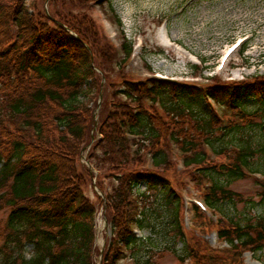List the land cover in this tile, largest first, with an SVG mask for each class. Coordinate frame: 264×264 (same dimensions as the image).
I'll return each mask as SVG.
<instances>
[{"label":"trees","instance_id":"trees-1","mask_svg":"<svg viewBox=\"0 0 264 264\" xmlns=\"http://www.w3.org/2000/svg\"><path fill=\"white\" fill-rule=\"evenodd\" d=\"M105 2L0 0V264H92L99 207L111 235L101 264H154L147 254L162 248L154 238L181 264H241L245 252L264 253V212L237 214L230 189L259 175L264 190V77L207 87L136 82L123 72L131 43L115 48L92 18ZM85 150L91 169L79 164ZM180 174L217 216L193 206L201 233L215 229L226 248L185 231ZM93 178L104 200L85 195Z\"/></svg>","mask_w":264,"mask_h":264},{"label":"rangeland","instance_id":"rangeland-1","mask_svg":"<svg viewBox=\"0 0 264 264\" xmlns=\"http://www.w3.org/2000/svg\"><path fill=\"white\" fill-rule=\"evenodd\" d=\"M91 15L108 40H113L110 36L108 25L117 35V40L119 41H121L122 33L132 41L137 36L142 39L143 46L137 60L139 67H134L132 62H128L123 68L124 73H128L136 80L143 79L142 74L147 71L144 67L145 63L149 64L153 71H160L170 76L179 77L181 81L186 79L187 76L185 74L189 77L195 76L193 74L195 73L194 70L190 67L189 54H195L199 57V60L203 61L200 60V74L205 76L213 75V69L223 50L234 39L243 34H249L253 38L248 44L247 51L251 63L262 66L260 63L264 56V0H108L101 7H94ZM117 19L123 22L121 26L115 24ZM161 26L166 27L167 34L172 42L179 44L187 52V54L181 53L182 58L178 59L181 56L176 52L174 53L172 48L162 49L160 46L157 32ZM232 60L228 65L229 71L238 68L242 70L245 63L240 58V55ZM106 84V80L102 76L99 92H97L94 100L98 106L94 110L95 126L98 121V111L104 101L102 89H107ZM117 84V88L121 87L118 81ZM107 91L108 93L111 92L109 89ZM92 104L90 105L91 107H93ZM87 151L85 150L80 159L79 164L81 166H88V161L86 160ZM172 153L175 171H180V155L175 148H172ZM260 161L261 165L264 166V157ZM177 180L179 183L174 187L183 196L186 205L193 198L200 199L201 193L192 185L189 177L180 174L177 176ZM259 180L257 176H250L231 185L230 189L239 195L240 202L234 207V211L237 214L251 216L252 219L263 214L264 201L261 198L263 199L264 197V190L261 189V185L258 183ZM179 184L182 187H179ZM143 188L141 186V189ZM84 192L92 202L96 201V196L102 194L95 186L94 178L85 187ZM6 217L7 213L1 211L0 225L5 223ZM105 217V210L103 207H99L96 218L92 264H101L102 258L100 254L104 251L111 237L107 221L105 226ZM190 217L189 213L185 214L183 220L185 231L191 235H197V238L204 240L212 250L226 248L223 242L214 239V230L206 233H201L197 230L192 231L193 229L187 222V218L190 219ZM215 218L217 216H214V220ZM137 236L147 238L151 234L147 229H144L140 230ZM153 244L154 248L162 247L160 250H154L147 254L148 257L150 255L154 256V264H181L172 254L164 251V243L154 238ZM32 248V245L25 246L24 255L26 258L32 254ZM146 252H149L146 248H142L139 251L138 256L141 261L145 259ZM241 258V264H264V253L261 252L257 255L245 252ZM117 264H132V262L125 259L120 260ZM182 264L193 263L185 261Z\"/></svg>","mask_w":264,"mask_h":264},{"label":"water","instance_id":"water-1","mask_svg":"<svg viewBox=\"0 0 264 264\" xmlns=\"http://www.w3.org/2000/svg\"><path fill=\"white\" fill-rule=\"evenodd\" d=\"M100 196H102V194H101ZM104 221H105V220H104ZM105 224H106V222H105Z\"/></svg>","mask_w":264,"mask_h":264}]
</instances>
